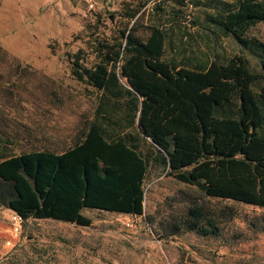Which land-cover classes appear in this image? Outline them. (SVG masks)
Masks as SVG:
<instances>
[{"label": "trees", "instance_id": "1", "mask_svg": "<svg viewBox=\"0 0 264 264\" xmlns=\"http://www.w3.org/2000/svg\"><path fill=\"white\" fill-rule=\"evenodd\" d=\"M144 5L127 4L123 26L96 38L92 64L80 49L68 55L72 76L96 90L92 118L68 145L53 146L20 123L36 99V70L0 45V205L24 221L86 226L92 220L83 208L141 215L152 164L207 196L264 207V41L246 36L264 21V0H236L207 14L218 32L259 58L260 71L242 54L164 59L169 35L140 22ZM19 129L30 130L32 149L12 153ZM185 223L202 234L219 230L203 205L190 206Z\"/></svg>", "mask_w": 264, "mask_h": 264}, {"label": "rangeland", "instance_id": "2", "mask_svg": "<svg viewBox=\"0 0 264 264\" xmlns=\"http://www.w3.org/2000/svg\"><path fill=\"white\" fill-rule=\"evenodd\" d=\"M235 1L0 0V45L36 70V99L26 104L20 123L32 125L53 146L70 143L81 121L93 116L96 90L72 76L68 55L80 49L87 55L84 63L92 64L96 38L123 26L127 4L145 2L140 22L158 24L169 35L164 59L179 63L187 54L203 57L206 52L223 60L242 54L252 70L260 71L259 58L233 36L218 32L207 18ZM246 36L264 41V21L251 26ZM54 93L61 104L52 102H57ZM19 131L21 140L12 153L32 149L30 130ZM141 144L150 148L144 139ZM144 191L141 215L83 208L92 220L89 225L29 218L16 238L10 233L12 211L0 205V264H264V207L207 196L157 164L149 167ZM192 205L206 207L218 233L187 227Z\"/></svg>", "mask_w": 264, "mask_h": 264}, {"label": "built area", "instance_id": "3", "mask_svg": "<svg viewBox=\"0 0 264 264\" xmlns=\"http://www.w3.org/2000/svg\"><path fill=\"white\" fill-rule=\"evenodd\" d=\"M23 221H24V219L19 213H16V212L12 213V215H11V223L12 224H11V228H10V233H11V236L13 238H16V237H18V235H20L21 226H22ZM125 224L127 226L130 225L129 222H126ZM7 244H10V241H8Z\"/></svg>", "mask_w": 264, "mask_h": 264}, {"label": "crops", "instance_id": "4", "mask_svg": "<svg viewBox=\"0 0 264 264\" xmlns=\"http://www.w3.org/2000/svg\"><path fill=\"white\" fill-rule=\"evenodd\" d=\"M82 123V122H81Z\"/></svg>", "mask_w": 264, "mask_h": 264}]
</instances>
